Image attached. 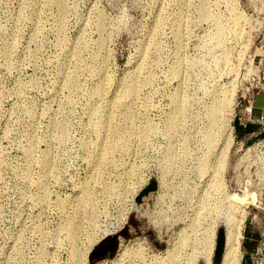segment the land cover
<instances>
[{
	"label": "rangeland",
	"instance_id": "374dc122",
	"mask_svg": "<svg viewBox=\"0 0 264 264\" xmlns=\"http://www.w3.org/2000/svg\"><path fill=\"white\" fill-rule=\"evenodd\" d=\"M263 19L264 0H0V264H222L231 227L242 264L246 225L264 237V127L236 132Z\"/></svg>",
	"mask_w": 264,
	"mask_h": 264
},
{
	"label": "bare ground",
	"instance_id": "6f19581e",
	"mask_svg": "<svg viewBox=\"0 0 264 264\" xmlns=\"http://www.w3.org/2000/svg\"><path fill=\"white\" fill-rule=\"evenodd\" d=\"M240 16V15H239ZM236 19H234V21H237L238 20V15L235 16ZM227 93V92H226ZM229 100H230V96H228V94H225L223 95L222 99L217 101L215 105H213L210 110H209V127H210V131L209 133H211V137L208 138L209 141H212V138H214V135L216 133V129H214L212 126H214V124L216 123V121L214 120V118L216 117V115L218 114V111H219V108L221 106H226V105H229ZM208 148H211L210 146ZM170 164V163H168ZM238 194V193H237ZM252 196V195H251ZM237 198V196H236ZM253 198V197H252ZM233 199V198H232ZM235 199V197H234ZM233 199V200H234ZM244 199V198H243ZM238 200V198H237ZM237 200L235 199V201L237 202ZM243 202V200H241ZM241 201L238 200V202L241 203ZM231 226V225H230ZM235 227V226H234ZM238 229V227H237ZM234 229L231 227L230 229H228L227 233H226V236H225V246L224 248L225 249V252L223 254V258H222V264H233L234 263V258L236 256V250H237V242H236V236H238V232H236V235H235V232L233 231ZM68 231H69V234L72 235L73 234V229L71 226H69L68 228ZM236 231V230H235ZM185 236V235H184ZM71 239L73 241L74 240V236H70ZM186 238V237H184ZM239 238V237H238ZM179 239V238H178ZM188 239V238H187ZM180 240V239H179ZM184 240V239H183ZM182 240V241H183ZM186 240V239H185ZM181 241V240H180ZM188 241V240H186ZM185 241V242H186ZM183 242H181V245H182ZM188 243V242H187ZM175 245V244H174ZM173 245V246H174ZM179 245V248L180 246ZM189 245V244H187ZM176 246L177 245V242H176ZM184 246V244H183ZM174 248V247H172ZM183 248V247H182ZM183 249H186V248H183ZM126 255V253L124 252L123 254L120 255V257H124ZM138 256V258L140 260H142V262L144 264H147L146 262H149L151 260V258L147 259L146 256L143 254V252L141 250L138 251V254H136ZM180 255L179 251H177L176 249H171V250H167V252L165 251V255L164 256H155L153 259H152V262L151 264H176L178 262V256ZM184 256V255H183ZM180 257V256H179ZM182 258V257H181ZM146 261V262H145ZM180 262V261H179ZM179 264V263H178Z\"/></svg>",
	"mask_w": 264,
	"mask_h": 264
},
{
	"label": "crops",
	"instance_id": "0c3cea01",
	"mask_svg": "<svg viewBox=\"0 0 264 264\" xmlns=\"http://www.w3.org/2000/svg\"><path fill=\"white\" fill-rule=\"evenodd\" d=\"M251 107L252 105H249L250 110L248 120L246 122H243L244 125L239 124L236 126V132L239 133V137L243 138L244 140H249L251 136L260 134L264 127V108H260L258 111H254L253 113H251ZM261 240V234H258L252 223L249 222L246 225V229L244 231V236L242 239V264H253L254 255L256 253L264 252V249L261 247Z\"/></svg>",
	"mask_w": 264,
	"mask_h": 264
},
{
	"label": "built area",
	"instance_id": "2783aa9c",
	"mask_svg": "<svg viewBox=\"0 0 264 264\" xmlns=\"http://www.w3.org/2000/svg\"><path fill=\"white\" fill-rule=\"evenodd\" d=\"M264 20V19H263ZM256 35V44L253 49L251 60H250V69L247 73L245 90L252 89V95L246 101L248 105H252L256 95L264 91V31H263V21L260 27L258 28ZM243 91V92H244ZM243 92H241L240 97L243 99ZM244 100V99H243ZM242 100V101H243ZM242 101L237 102L239 105ZM261 247L264 249V237L261 235ZM253 264H264V252L256 253L254 255Z\"/></svg>",
	"mask_w": 264,
	"mask_h": 264
},
{
	"label": "water",
	"instance_id": "95a60500",
	"mask_svg": "<svg viewBox=\"0 0 264 264\" xmlns=\"http://www.w3.org/2000/svg\"><path fill=\"white\" fill-rule=\"evenodd\" d=\"M260 108H264V91L256 95L252 107L251 113L258 111ZM157 189V182L155 180H150L146 187H144L134 198L136 205H140L145 196L150 192H153ZM225 237L223 232L217 234L216 245L214 250V261L220 262L224 252ZM106 251L103 247H99L95 252L91 253L92 257H95L97 254L104 255Z\"/></svg>",
	"mask_w": 264,
	"mask_h": 264
},
{
	"label": "flooded vegetation",
	"instance_id": "af4514ba",
	"mask_svg": "<svg viewBox=\"0 0 264 264\" xmlns=\"http://www.w3.org/2000/svg\"><path fill=\"white\" fill-rule=\"evenodd\" d=\"M99 247H103V248H104V250L106 251L105 254H108V253L113 249L112 244H111L110 241H106V242H104V243L101 244ZM99 247H98V248H99ZM105 254H104V255H105ZM98 255H100V254H97L96 256H98ZM96 256H95V257H96Z\"/></svg>",
	"mask_w": 264,
	"mask_h": 264
}]
</instances>
